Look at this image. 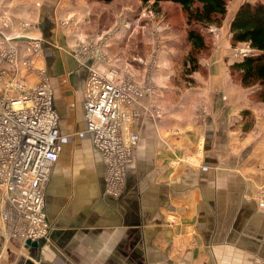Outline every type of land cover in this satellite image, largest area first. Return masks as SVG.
Listing matches in <instances>:
<instances>
[{
	"label": "crops",
	"instance_id": "obj_1",
	"mask_svg": "<svg viewBox=\"0 0 264 264\" xmlns=\"http://www.w3.org/2000/svg\"><path fill=\"white\" fill-rule=\"evenodd\" d=\"M148 3L0 0V35L15 36L19 56L29 37L42 41L34 63L53 87L61 143L44 185L50 227L40 245H25L0 199V264H264V102L226 78L222 40L200 57L194 81L180 77V37ZM147 6L154 16L141 14ZM108 65L151 87L114 196L83 109L89 68Z\"/></svg>",
	"mask_w": 264,
	"mask_h": 264
},
{
	"label": "built area",
	"instance_id": "obj_2",
	"mask_svg": "<svg viewBox=\"0 0 264 264\" xmlns=\"http://www.w3.org/2000/svg\"><path fill=\"white\" fill-rule=\"evenodd\" d=\"M141 14L154 16L155 11L147 8ZM27 24L20 22L19 26ZM7 25V21L2 23ZM13 37L0 35V199L3 218L20 223L18 235L26 243L27 238L46 236L50 227L44 185L61 143L53 87L45 70L34 63L42 41L29 37L25 54L19 56L18 47L11 43ZM252 50L247 44L240 55ZM28 73L38 79L28 82L24 77ZM150 89L148 82H139L116 66L88 70L83 85L84 118L104 163V189L109 195L121 192L139 137L133 127L141 113L137 105Z\"/></svg>",
	"mask_w": 264,
	"mask_h": 264
},
{
	"label": "trees",
	"instance_id": "obj_3",
	"mask_svg": "<svg viewBox=\"0 0 264 264\" xmlns=\"http://www.w3.org/2000/svg\"><path fill=\"white\" fill-rule=\"evenodd\" d=\"M141 2H151L155 10H161L163 13L161 17L166 19L173 31L179 35L177 47L180 51L173 62L180 66L178 67L180 77L194 81L191 72L197 69L204 70V66L199 62L200 56L193 52L198 53L207 43L205 33L199 27L207 26L210 22H219L227 11L228 0H141ZM230 32L233 43H247L253 50L230 63L229 68L239 71V82L243 86L258 83L264 88V0H243L233 15Z\"/></svg>",
	"mask_w": 264,
	"mask_h": 264
},
{
	"label": "rangeland",
	"instance_id": "obj_4",
	"mask_svg": "<svg viewBox=\"0 0 264 264\" xmlns=\"http://www.w3.org/2000/svg\"><path fill=\"white\" fill-rule=\"evenodd\" d=\"M136 1L137 0H129L130 4L136 3ZM240 1L242 0H228L227 11L219 22L217 21L210 22L207 26L199 27L205 33L207 43L205 44L204 48L198 51V53L193 52L194 54L200 56L201 58L205 60H209V58L212 55V48L216 46V43L219 40L224 41V47L226 49V78L232 80L235 83H238V81H240V73L236 69L231 70L229 68V64L243 57L240 55V49L243 46H246L247 43H244V42L233 43L231 41V32L225 29L223 25L224 23H228L229 19L232 18L231 17L233 14L232 11L234 7L236 6V4ZM148 4H150V2ZM147 8L149 7L148 6L145 7V9ZM147 31H150V29ZM243 87L248 88V92H247L248 99H250L251 101H256V102H261V101L264 102V88H262L260 84L253 83V84H250L248 86H243ZM78 138L82 139V142L80 140V144L82 143L84 148H88V146L90 145L89 136L86 133H83Z\"/></svg>",
	"mask_w": 264,
	"mask_h": 264
},
{
	"label": "water",
	"instance_id": "obj_5",
	"mask_svg": "<svg viewBox=\"0 0 264 264\" xmlns=\"http://www.w3.org/2000/svg\"><path fill=\"white\" fill-rule=\"evenodd\" d=\"M44 239V237H41V238H38V239H30V238H27L26 239V243H25V245L26 246H30V245H32V246H38V245H40L41 244V241ZM29 255L32 257V258H36L37 256H35L34 254H33V252H30L29 253ZM38 258V257H37ZM27 262H28V264L30 263V262H32L30 259L29 260H27Z\"/></svg>",
	"mask_w": 264,
	"mask_h": 264
}]
</instances>
